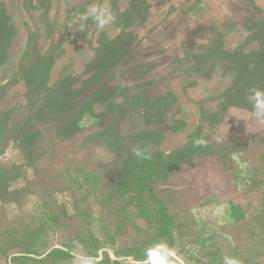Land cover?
I'll return each instance as SVG.
<instances>
[{
	"label": "rangeland",
	"instance_id": "374dc122",
	"mask_svg": "<svg viewBox=\"0 0 264 264\" xmlns=\"http://www.w3.org/2000/svg\"><path fill=\"white\" fill-rule=\"evenodd\" d=\"M52 1L54 5H51ZM124 1L129 4V0ZM220 1L221 5H208V2L206 5H197L202 0H185L173 5L170 4L172 0H148L149 10L144 20L122 29L114 24L110 11L112 0H89L96 13L87 19H81L87 13L84 12V5H68L66 0H11L13 5H9V8L13 15L12 24L21 30V35L14 48L10 49L6 63L0 67V95L16 81L25 82V72L35 60L31 34L40 35L37 45L41 53L47 52L51 44L60 45L63 36L69 35V29L65 31V27L76 17L84 22L85 30L90 33L91 45H96V54L91 62L77 73L68 64L49 84L48 87L52 89L50 93L48 90L39 94L30 91L28 95L26 87L25 104L6 110L10 112V121L7 130L0 135V156L8 142H12L18 151L11 152L9 157L19 161L21 156L27 155L49 175L53 171V179L57 184L61 185L68 179L73 181L75 194L78 195L76 204L82 211L80 218L75 221L78 232L75 236L77 241L78 238L80 242L84 240L91 256L88 257L90 264H111L108 255L101 258L99 254L100 248L104 247L103 239L110 248L116 245V249H136L143 246L142 242L151 236L150 233L156 231L153 225L143 219L137 201L132 200L130 195L116 198L113 193L122 162L140 149L173 153L199 138L225 148L222 150L226 152L224 157L218 154L198 156L191 162L183 163L177 175L183 180L201 176L199 167L207 166L214 170L210 173L211 177L223 178L228 175L242 178L235 166L243 162L248 154L251 162L264 171V118L256 115L257 107H264V92L249 94L248 107L223 109L221 95L230 86L232 75L223 74L220 67L214 69L212 79L206 78L208 81L202 84V92H207L204 97L189 90L196 86L198 78L205 80V77L193 71V59L184 58L181 42L186 28L193 26L196 21H203L213 24L218 31L223 29L228 32L226 34L238 33L236 38L240 40L235 48L242 45L249 35L248 26L263 22L262 8L254 0ZM0 6H3L1 2ZM100 22H103L101 30ZM122 30L135 34L129 60L103 76L101 83L97 78L88 82L94 72L89 64L98 56L100 38H116ZM81 31L75 29L69 37L77 36ZM47 34L53 42L50 37H45ZM223 37L222 34V40ZM208 42L207 39L200 41L203 46L208 45ZM250 42L243 45L244 52L248 51L246 47ZM223 45L226 48L224 40ZM147 62H151V65H147L146 75L141 76L135 66ZM202 71H205L204 67ZM145 80H148L147 88L142 85ZM64 81L67 82L62 89L70 87L77 94H68L67 106L51 108L54 98L59 96L57 86ZM100 85L103 86L96 101L88 107L91 114H85L80 122L81 128L74 130V125L67 127L69 119L77 116L76 109L87 105L90 94ZM142 89L148 90L152 96L172 92L176 98L163 113L153 116L151 128H146V117L131 114L121 119L122 114L115 117L111 109L112 105L136 104L133 98ZM211 114H217L219 121L210 124ZM175 126L180 129L173 131ZM178 131L182 133L177 143L170 144V136ZM246 140L260 142V145L257 143L250 151L236 148L246 144ZM173 145L177 148L172 149ZM259 152L262 153L261 157ZM254 176L255 182L244 194L255 203L252 221L257 226H264V178L257 170ZM161 179L153 183L154 188H157ZM143 194L146 195V192ZM188 197L190 200L191 195ZM3 240L0 238V242ZM13 241L17 242V239ZM62 264L72 263L64 261Z\"/></svg>",
	"mask_w": 264,
	"mask_h": 264
},
{
	"label": "crops",
	"instance_id": "0c3cea01",
	"mask_svg": "<svg viewBox=\"0 0 264 264\" xmlns=\"http://www.w3.org/2000/svg\"><path fill=\"white\" fill-rule=\"evenodd\" d=\"M113 1L117 3L120 11L126 9L127 6L124 5H129L123 0ZM145 1L149 5L148 0ZM183 1L185 0H172L170 4L177 5ZM0 2L10 15L9 5H13L11 0H0ZM207 2L208 5H221L220 0H202L197 5H206ZM254 2L262 8L264 22V0H254ZM63 3L65 4V1ZM66 3L73 6L84 5V12L94 8L89 0H66ZM51 5H54L53 1ZM10 18L13 23L12 14ZM66 28L69 29V35L75 29L81 31V34L70 38L63 36L60 43L63 51L54 59L46 81L47 86L55 81L68 64L71 70L77 73L82 71L96 54V45L95 43L91 45V35L85 30L83 21L74 17L65 27V31ZM15 29V35L8 48V57L10 49L14 48L21 35V30L17 26ZM219 31L224 35L226 48H234L239 44L240 38H236L238 33L226 34L228 32L223 29ZM238 31H241L240 27ZM258 47V42L252 41L246 47L247 52L255 51ZM207 81L206 78L205 80L198 78L196 86L189 89L190 92L204 97L207 92L203 93L201 86ZM25 93L26 84L23 80H18L14 85L9 86L0 95V112L25 104ZM199 97L194 96V98ZM181 133L178 131L170 136V144L177 143ZM251 143L254 144L249 147ZM257 143L259 146L260 142L246 140V144L236 148L250 151ZM17 148L12 142H8L0 156L1 161L3 160L0 162V238L4 239L0 242V264H62L64 261L72 264L75 262L90 264L88 257L91 256L84 240L80 242L78 238L77 241L75 236L78 234L75 221L80 218L82 211L80 212L79 204H76L78 195L75 194L73 181L68 179L61 185L57 184L53 179V171L49 175L42 166L32 162L27 155L21 156L19 161L9 157L8 154L17 152ZM176 148L177 146L172 147V149ZM261 154L259 152V157ZM206 155L214 156V154L196 153L188 161ZM3 157L7 158L3 159ZM188 161L180 160L173 172L162 178L157 188H154L155 191H159L156 194L171 219V224L167 227L169 235L156 244H166L186 264H264V226H257L252 221L255 203L250 196L244 194L251 183L255 182L256 170L260 176L263 175L262 178L264 171L251 162L248 154L243 162H238L239 165L235 166L240 170L239 174L242 178L234 176L232 178L228 175L223 178L211 177L210 173L214 170H210L207 166L199 167L201 176L183 180L184 178L177 177L180 173L179 167ZM188 195H191L190 200ZM87 212L89 213V210ZM146 223L151 225L148 221ZM14 238L17 242L13 241ZM103 241L106 243L104 239ZM105 243L104 247L100 248L99 254L101 258L108 255L111 264L114 262V264H143L146 260V258L135 259L131 254H116L121 249H116V245L110 248ZM156 244L141 246L140 254L146 255V249ZM60 251L66 252L67 257H60ZM168 260L171 264H180L171 255Z\"/></svg>",
	"mask_w": 264,
	"mask_h": 264
},
{
	"label": "trees",
	"instance_id": "16d2710c",
	"mask_svg": "<svg viewBox=\"0 0 264 264\" xmlns=\"http://www.w3.org/2000/svg\"><path fill=\"white\" fill-rule=\"evenodd\" d=\"M148 10L149 5L146 4L145 0H129V5L124 11H120L117 3L113 1L110 11L114 24L124 29L134 24H140ZM247 30L249 35L245 38L243 44L231 49L224 47L222 34L213 24L196 21L193 26L186 28L184 31L181 47L184 52V58L194 60V72L202 77L210 78L214 69L220 67L223 74L232 75L230 86L221 95L223 109H228V107H248L249 94L264 92V22H255L253 25L248 26ZM14 35L15 28L11 22L10 15L3 6H0V67L8 59V48ZM39 36L38 33L30 35V41H33L32 49L35 52V60L25 72L24 80L28 95L30 91H34L37 94L41 93V91L48 90L47 92L49 93L52 91L46 85V81L55 57L63 51L59 44H51L45 54L41 53V48L37 45ZM69 36L67 35V38H70ZM45 37L49 38L50 35L47 34ZM133 38H135V34L132 31L126 32L124 30L116 38L108 39L102 36L97 49L98 56L93 63L89 64L94 72L88 82L97 78L98 80L100 79L101 83L103 76L115 67L127 62L131 55ZM203 39L209 40L208 45L203 46L200 43ZM250 41L258 42L259 48L255 51L244 52L243 45ZM147 65H151V62H147V64L140 63L135 66V69L138 70L141 76H144L147 73ZM203 67L205 71H202ZM66 82L58 84L56 92L60 90L59 96L57 99L54 98L51 108L67 106L68 94H77L76 90L70 87L62 89ZM147 84L148 80L142 83L145 87ZM102 86L100 85L90 94L87 99V105L76 109L77 116L69 119L70 123H68L67 127L74 125V130L81 128L80 122L86 113L89 112L91 114L88 111V107L96 101L95 99H97ZM133 100L136 101V104L134 103L132 106H127L126 104L112 105V113L115 114V117L122 114L121 119L131 114L135 117H146V128H151L150 125L153 126V116L163 113L176 101V98L172 92H167L162 96H152L148 90L142 89ZM156 108L158 109L153 112ZM9 115V111L0 112V135L8 128ZM218 120L217 114H211L208 122L212 124ZM178 129L180 127L175 126L172 128L173 131ZM223 148L213 146L205 138H199L191 143H186L181 149L171 154L142 148L138 151L141 155H137L136 152L124 159L118 173V181L113 185V193H115L116 198L130 195L132 200L137 201L140 213L156 230L153 235L142 242V245L156 244L162 241V238L169 235L167 227L171 224L170 216L167 214L161 199L157 196L153 183L157 179L164 178L172 173L180 160L188 161L196 153L224 156L226 152L222 151ZM144 192H146V195L143 194ZM140 247L123 249L117 251L116 254H131L135 259H145L146 255L140 254ZM59 254L60 257L64 258L68 255L64 251H60Z\"/></svg>",
	"mask_w": 264,
	"mask_h": 264
},
{
	"label": "clouds",
	"instance_id": "9594fccd",
	"mask_svg": "<svg viewBox=\"0 0 264 264\" xmlns=\"http://www.w3.org/2000/svg\"><path fill=\"white\" fill-rule=\"evenodd\" d=\"M95 13L96 9L91 8L84 16L81 17V19H87L88 16H94ZM100 27H103V22L100 23ZM256 115L259 118H264V107L258 106ZM137 155H141V153L137 152ZM170 251L171 250L166 244L158 243L155 246L146 249V260L143 262V264H171V262L168 260Z\"/></svg>",
	"mask_w": 264,
	"mask_h": 264
},
{
	"label": "water",
	"instance_id": "95a60500",
	"mask_svg": "<svg viewBox=\"0 0 264 264\" xmlns=\"http://www.w3.org/2000/svg\"><path fill=\"white\" fill-rule=\"evenodd\" d=\"M170 255L173 256L180 264H186L180 257H178L173 251H170Z\"/></svg>",
	"mask_w": 264,
	"mask_h": 264
}]
</instances>
